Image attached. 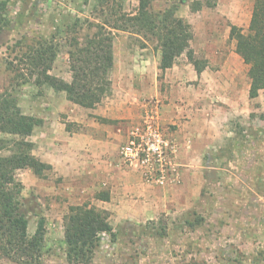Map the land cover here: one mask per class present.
Segmentation results:
<instances>
[{"label":"rangeland","instance_id":"obj_1","mask_svg":"<svg viewBox=\"0 0 264 264\" xmlns=\"http://www.w3.org/2000/svg\"><path fill=\"white\" fill-rule=\"evenodd\" d=\"M5 1L9 24L0 29V95L10 92L24 114L43 121V129L28 138L33 154L41 160L49 155L60 168L45 178L30 169L16 173L24 186L28 235L40 216L46 218V245L36 264H69L64 217L73 206L105 210L115 233L102 234L91 264H264V89L250 97L249 66L230 38L233 25L248 32L255 0H218L198 12L182 0L152 2L154 14L178 5L177 15L192 25L200 75L186 54L165 72L159 69L156 35L130 21L139 0ZM99 32L113 38L115 58L112 87L102 103L85 108L35 84L28 57L40 43L59 49L50 74L71 81L69 53ZM136 78H148L143 87L134 86L138 90ZM152 100L189 106L163 122L178 164L176 181L164 187L147 184L120 155L125 135ZM66 133L104 139L107 158L119 160L127 173L117 172L115 179L103 174L101 148L85 146L79 154L71 146L75 152L69 154ZM12 138L0 133V139ZM8 154L0 150V156ZM61 166L75 173L65 175ZM0 264L25 263L0 254Z\"/></svg>","mask_w":264,"mask_h":264},{"label":"trees","instance_id":"obj_2","mask_svg":"<svg viewBox=\"0 0 264 264\" xmlns=\"http://www.w3.org/2000/svg\"><path fill=\"white\" fill-rule=\"evenodd\" d=\"M156 0H139L137 14L130 18L140 28L156 35L161 50L159 69L172 68L177 59L186 54L194 64L197 74L204 68L198 66L191 47L193 28L177 15L174 4L163 13L154 14L150 6ZM192 12L204 7L213 8L218 0H182ZM7 1L0 0V29L9 24L6 15ZM230 38L236 43V53L249 66L250 97L255 98L264 89V0H255L247 33L231 26ZM48 42L40 43L28 57L30 76L39 87L48 86L55 92L66 94L68 101L85 108H94L106 98L112 87L111 71L114 68L113 38L106 33H96L83 46L71 51L69 67L71 81L50 74L58 57V48ZM40 118L22 112L17 99L10 92L0 95V133L13 136L0 139V150L9 154L0 156V254L16 262L39 263L46 245V218L40 216L35 233L28 235L29 219L21 212L24 186L16 179L19 170L30 169L41 178L48 176L53 166L33 154L34 143L28 138L41 126ZM202 221L197 218V223ZM195 227L194 223L190 224ZM166 231H162L165 233ZM102 234L115 236L105 210L73 206L64 217V244L69 264H91Z\"/></svg>","mask_w":264,"mask_h":264},{"label":"built area","instance_id":"obj_3","mask_svg":"<svg viewBox=\"0 0 264 264\" xmlns=\"http://www.w3.org/2000/svg\"><path fill=\"white\" fill-rule=\"evenodd\" d=\"M120 155L149 185L164 187L176 181L177 148L165 132L159 101L145 103L144 113L128 131Z\"/></svg>","mask_w":264,"mask_h":264},{"label":"crops","instance_id":"obj_4","mask_svg":"<svg viewBox=\"0 0 264 264\" xmlns=\"http://www.w3.org/2000/svg\"><path fill=\"white\" fill-rule=\"evenodd\" d=\"M157 62H158V60H157ZM147 79L148 78H136L134 80V82H133V88H135V90H138V88L134 87L135 85L136 86L139 85V86L143 87V83L146 84L147 83ZM152 80H153V78H152ZM112 81H113V79H112ZM156 94L161 96L162 98H164V96L161 95L159 90H156ZM188 108H189V106L186 103H176L175 100H171L170 104H167V105L162 104V120H163V122L168 116L173 117V114H175V112L182 113L183 111H185V109H188ZM170 111H171V113L169 114ZM40 129H43V126ZM35 130H34V132H35ZM66 134H67V137L65 138L66 140H65L64 149L68 150L69 154L75 152L74 149H73V152H72L71 146H72V148L78 147L79 148V150H78L79 154L82 153L80 148L85 147V146H87L89 148H101L100 158L103 159V160H102V164L100 163L99 166H100L102 171L104 170L103 174H105L106 172H107V174H108V172L109 173L110 172L114 173L115 175L113 176V178L115 179V178H117L118 174H126L127 173L126 171H123L122 166L118 164L119 160L115 162L114 160H116V159L107 158V154L105 152V148L107 147V141H105L104 139H97L93 135H78V136L73 135V137H70L69 133H66ZM127 134L125 135V138L123 140L122 145L127 140ZM81 157H83V155L79 156V160L82 159ZM42 161L52 165L53 169L60 170V168L58 167L57 161L55 159H51L49 155H47L45 157V159L43 158ZM64 165L65 166H69L66 162L64 163ZM101 165H102V167H101ZM79 167L80 168L77 169V172H80L81 169H82V167L80 165H79ZM61 169L63 171V174H65V175H69L70 176L72 173L73 174L75 173V170H72V168H70V170H67L66 168L61 166ZM134 170L136 172H138L135 168H134ZM117 172H118V174H117ZM101 175H102V173H101ZM134 178H136L138 181L142 182L141 179H140V176L134 175Z\"/></svg>","mask_w":264,"mask_h":264}]
</instances>
